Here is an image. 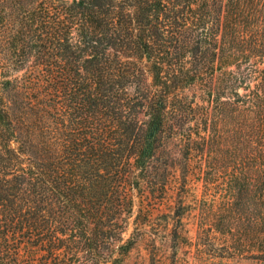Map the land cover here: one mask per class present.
<instances>
[{"label": "trees", "instance_id": "obj_1", "mask_svg": "<svg viewBox=\"0 0 264 264\" xmlns=\"http://www.w3.org/2000/svg\"><path fill=\"white\" fill-rule=\"evenodd\" d=\"M181 146L177 220L264 264V0H0V264H124Z\"/></svg>", "mask_w": 264, "mask_h": 264}, {"label": "rangeland", "instance_id": "obj_2", "mask_svg": "<svg viewBox=\"0 0 264 264\" xmlns=\"http://www.w3.org/2000/svg\"><path fill=\"white\" fill-rule=\"evenodd\" d=\"M184 129L185 126L182 127V132ZM163 142L168 145L167 150L172 147L168 133L164 135ZM179 148L180 154L168 159L161 155L158 160L163 167H175L172 171L176 178L171 179L163 190L158 188L152 192V189L143 183L134 191L132 215L123 236L136 239V243L124 264H249L246 260L221 258L223 251L218 248L209 251L210 255L201 253L197 242L195 243L197 219L191 215L196 214L197 209L195 213L191 212L177 220L175 214L180 196L188 192L192 201L196 199L198 203L201 202L205 174L203 168L188 174L183 165L184 147ZM167 170L171 173V170ZM194 204L191 203L190 209ZM181 231L184 233L181 234ZM178 239L183 243L179 247L176 246Z\"/></svg>", "mask_w": 264, "mask_h": 264}]
</instances>
